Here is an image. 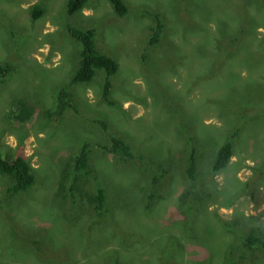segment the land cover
I'll return each instance as SVG.
<instances>
[{
	"label": "rangeland",
	"instance_id": "obj_1",
	"mask_svg": "<svg viewBox=\"0 0 264 264\" xmlns=\"http://www.w3.org/2000/svg\"><path fill=\"white\" fill-rule=\"evenodd\" d=\"M124 1L119 16L107 0L73 15L67 0H0V60L12 67L0 80V151L23 152L35 175L12 194V178L0 173V264H264V249L243 245L251 230L264 236V0ZM155 14L164 31L148 46ZM69 22L95 28L98 50L118 61L113 105L102 98L103 70L70 83L82 46ZM65 87L72 107L57 115ZM97 118L132 158L102 152L110 134ZM229 138V164L212 174ZM86 141L106 191L96 220L86 195L93 178L59 190Z\"/></svg>",
	"mask_w": 264,
	"mask_h": 264
},
{
	"label": "trees",
	"instance_id": "obj_2",
	"mask_svg": "<svg viewBox=\"0 0 264 264\" xmlns=\"http://www.w3.org/2000/svg\"><path fill=\"white\" fill-rule=\"evenodd\" d=\"M114 11L119 16H125L129 10L128 5L124 0H107ZM88 0H67V14L73 15L80 10H82L87 5ZM33 16L38 18L42 15L43 9L37 5L33 7ZM155 23L151 26L150 33L146 39L148 46L156 45L160 42V38L164 31V22L162 20L161 14H155ZM67 28L71 36L81 44L82 48L80 51V63L76 69L72 79L70 80L71 84H86L90 83L96 75V70L101 69L105 72L102 98L109 104H114V100L111 98L112 93V76L117 73L119 70V64L116 59L113 57L101 52L98 50L94 37L96 34V29L89 28H80L75 26L72 22L67 23ZM146 48V47H145ZM144 55V53H143ZM145 56V55H144ZM11 65L8 62L0 60V80H4L8 77L11 71ZM70 95L68 87L62 89L59 96L58 109L55 111V114L62 115L68 107H72V103L69 100ZM52 116L54 113H49ZM95 123H98L103 130L110 134V142L107 145H98L102 152L111 153L116 157H120L121 160L132 158L133 151L131 145L124 140L123 138L116 136L110 132L109 124L107 120L104 119H95ZM241 130V127L237 125L236 129L233 131L234 136L238 134ZM233 138L227 139L223 144L219 146L216 151L215 158L211 166V173L215 174L221 169L225 168L229 164V160L233 154ZM92 142H84L76 156L73 158V168L69 170L68 168L64 170V174L61 177L59 183L60 192L67 195L68 193H74L79 189L80 177L85 176L86 178L94 179V192L92 194H87L88 204L93 206L95 220L98 218H103L106 214V191L103 187V181L97 173L90 166ZM197 169L196 163V154L193 149L189 156V164L186 169L188 178L192 181L195 177V172ZM167 171H162L161 175H153V184L154 186L157 183L162 181L165 173ZM0 173L2 175L10 176L13 180L11 185L7 187L8 193H20L35 183V175L32 172V167L26 158V155L23 152H19L15 157L2 154L0 151ZM68 175L71 177L68 178ZM70 182V186L67 188L66 183ZM153 186V187H154ZM190 188H188L181 196H188L190 194ZM84 196L83 194H81ZM153 197V194H151ZM184 199V198H183ZM151 207V201L147 204V208ZM243 245L250 250L254 248L264 249V236L262 234L255 233L254 230L249 232L243 238ZM231 264H237L235 262Z\"/></svg>",
	"mask_w": 264,
	"mask_h": 264
}]
</instances>
